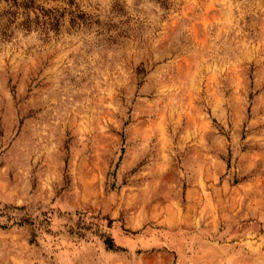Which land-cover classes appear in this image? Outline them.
<instances>
[{
  "label": "rangeland",
  "instance_id": "rangeland-1",
  "mask_svg": "<svg viewBox=\"0 0 264 264\" xmlns=\"http://www.w3.org/2000/svg\"><path fill=\"white\" fill-rule=\"evenodd\" d=\"M0 264H264V0H0Z\"/></svg>",
  "mask_w": 264,
  "mask_h": 264
},
{
  "label": "crops",
  "instance_id": "crops-1",
  "mask_svg": "<svg viewBox=\"0 0 264 264\" xmlns=\"http://www.w3.org/2000/svg\"><path fill=\"white\" fill-rule=\"evenodd\" d=\"M156 223L157 222H155V224ZM159 225H160L161 231H156V226L154 225V227L152 226L145 227L140 233H137V234H144V235H149V234H205V233H202V231L198 229L199 227H195L193 223L188 224V222H185V221L174 220L172 224L170 225L161 224V223H159ZM162 225L164 226L162 227ZM207 229H212V226L207 227ZM114 234H119V233H114ZM207 234H211V233L208 232ZM225 234H228V233H225Z\"/></svg>",
  "mask_w": 264,
  "mask_h": 264
},
{
  "label": "trees",
  "instance_id": "trees-1",
  "mask_svg": "<svg viewBox=\"0 0 264 264\" xmlns=\"http://www.w3.org/2000/svg\"><path fill=\"white\" fill-rule=\"evenodd\" d=\"M28 21H29V20H27V23L25 24V27H26V28H30V25H31V24H29Z\"/></svg>",
  "mask_w": 264,
  "mask_h": 264
}]
</instances>
